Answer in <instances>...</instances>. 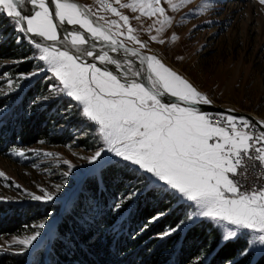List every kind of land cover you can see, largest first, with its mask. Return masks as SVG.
Wrapping results in <instances>:
<instances>
[{
	"label": "snow or ice",
	"instance_id": "snow-or-ice-1",
	"mask_svg": "<svg viewBox=\"0 0 264 264\" xmlns=\"http://www.w3.org/2000/svg\"><path fill=\"white\" fill-rule=\"evenodd\" d=\"M114 3L133 13L139 12L140 16L163 17L156 20L160 25L156 28L159 33L173 23L162 6V0H131L126 3L114 0ZM167 3L176 12L193 3V0H179V3L167 0ZM259 3L264 5V0H259ZM101 4L106 12L123 21L130 40L141 48L147 47L133 34L135 29L128 15L106 0H101ZM27 5L35 10L27 12ZM211 6L210 0H202L188 16L194 17ZM0 14L6 15L14 31L21 34L17 43L21 38L27 39L38 50L34 59L42 62L32 72L20 74V78L31 79L44 74L52 83L49 94L39 98L42 102L66 96L76 103L79 114L87 122L98 126L104 146L95 151L89 163L100 161L106 153L113 154L144 172L149 184L162 183L183 200L190 209L187 212L188 221L204 218L214 222L222 230V241L238 239L245 233L258 234L246 239L240 256L248 255V249L257 244L264 251V173L252 172L257 165L264 168V121L257 122L261 127L258 134L251 131L257 123L247 117L217 113L222 117V123H217L213 114L201 107L213 103L208 95L165 66L156 55L140 59V64L146 65L151 87L134 78H124L122 82L121 76L114 70L98 67L92 60L99 61L101 65H112L115 69L121 68V61L107 51L98 53L93 50L94 45L90 48L87 37L110 44L112 52H116L124 47L123 41L116 38L124 32L114 33L112 29L113 26L120 29L122 25L117 20L106 22L107 26L97 24L92 19L95 13L76 0H0ZM64 25L79 27L83 31H67L64 34L60 31ZM151 27L155 25L150 26V30ZM151 39L157 41V36ZM171 39L174 42L178 36L173 35ZM158 42L165 43L163 39ZM125 51L133 57L139 55L135 48H125ZM133 75L139 77L141 72L137 70ZM165 97L172 99L166 101ZM238 122L243 123V129L238 128ZM17 154L23 156L25 153L19 151ZM3 175L0 173V176ZM250 179L252 186L248 187L246 181ZM42 191L43 196L33 195L32 199H53L51 193ZM138 195L139 190L131 191L116 207L120 208ZM164 214H156L151 222ZM183 224L184 221H181L180 225L169 228L162 235L179 231ZM38 226L43 229L45 224ZM40 235V232H35L27 238L16 239L14 243L27 249Z\"/></svg>",
	"mask_w": 264,
	"mask_h": 264
},
{
	"label": "rangeland",
	"instance_id": "rangeland-1",
	"mask_svg": "<svg viewBox=\"0 0 264 264\" xmlns=\"http://www.w3.org/2000/svg\"><path fill=\"white\" fill-rule=\"evenodd\" d=\"M83 1L98 17H103L102 21L105 23L117 20L122 27L117 29L113 26V32H124V35L119 36L123 41L140 47L128 38L127 26H123V21L104 10L101 0ZM106 2L130 17V24L135 29L133 34L147 44V47L142 49L148 52L149 56L156 55L165 66L186 78L199 91L208 95L214 103L251 111L264 121V5L260 4L259 0H210L211 8L194 17L188 14L200 5L202 0H193V3L176 12L171 10L167 0H162L166 14L173 20L171 27H167L163 33L156 31V28L160 26L156 20L163 17L140 16L139 12L133 13L128 8L116 5L114 0H106ZM126 2L131 0H121V3ZM174 2L179 3V0ZM137 16L140 18L136 19ZM152 25L155 27H151L150 30ZM173 35L178 36L174 42L171 39ZM18 36V32H15L16 39ZM152 36H157V41H153ZM159 39H163L165 43H159ZM33 49L31 57L34 58L38 50L34 47ZM11 62L9 59H0V74H2L0 75V96L7 97V103L0 107V116L8 107L16 104L20 93L36 79L46 83V89L43 95L28 101L29 107L45 108L52 101L57 102L56 106L60 107L59 104L64 99L68 102L67 107L59 114L64 123L55 125L53 132L68 130L70 140L65 143H48L39 140L30 145L16 144L7 150L0 151V173L4 174L0 176V202L21 204L29 201L42 203L60 201L62 203L60 209L51 210L33 221L32 230L21 234H0V251L25 252L30 256L35 247L51 236L58 216L67 205L66 202L79 188L80 182L88 173L96 171L106 162L114 161L121 166L135 169L138 174L144 176L146 174L110 153L104 154L103 159L98 162L89 163V158L95 151L104 146L97 131L98 126L87 122L79 114L76 103L66 96L42 102L39 98L49 94V85L52 81L46 79L44 74L31 79H21L22 73H13L5 66ZM41 63L34 59V67L24 74L32 72ZM124 64L131 67L133 72L136 71L132 63ZM83 136L87 137L85 145L79 142ZM19 151L25 154L20 156L17 154ZM64 161L69 163L65 164ZM57 185L60 186L59 191H57ZM150 185L146 179H142L136 182L131 191L139 190L141 194ZM153 185H156L159 190L171 192L162 183ZM42 190L51 193L53 199L51 201L32 199L33 195L43 196ZM172 194L176 198L175 203L185 204L174 193ZM188 211L190 209L185 204V213L181 220L184 224L180 229L192 222L187 220ZM181 221L177 225H180ZM40 223L45 224L43 229L39 228ZM177 225L166 226L156 236L159 238L164 236L162 235L164 232ZM35 232H40L41 235L31 247L25 249L24 246L14 243L16 239L27 238ZM245 235L251 239L253 235L258 234L245 233ZM251 248L259 251L262 246L257 244Z\"/></svg>",
	"mask_w": 264,
	"mask_h": 264
},
{
	"label": "trees",
	"instance_id": "trees-1",
	"mask_svg": "<svg viewBox=\"0 0 264 264\" xmlns=\"http://www.w3.org/2000/svg\"><path fill=\"white\" fill-rule=\"evenodd\" d=\"M21 36L20 33H18ZM33 46L25 38L17 43L10 19L0 14V59L13 73H25L34 66ZM46 83L31 82L16 104L0 116V151L39 140L65 143L68 130L54 133L55 125L64 123L60 111L68 105L66 99L57 107L55 101L45 108H31L28 101L43 95ZM7 103L0 96V107ZM57 108V109H56ZM56 109V110H55ZM87 144V137L79 139ZM145 179L135 169L109 161L88 173L79 188L66 202L52 234L35 247L31 255L25 252L0 251V264H264V251L248 249V235L228 242L222 241V230L214 222L199 218L183 229L162 237L156 234L166 226H176L184 217L185 204L175 203V196L151 184L136 198L116 207L122 196L131 192L137 181ZM60 201L0 202V234H21L33 229L31 223L51 210L60 209ZM165 213L151 222L156 214Z\"/></svg>",
	"mask_w": 264,
	"mask_h": 264
},
{
	"label": "water",
	"instance_id": "water-1",
	"mask_svg": "<svg viewBox=\"0 0 264 264\" xmlns=\"http://www.w3.org/2000/svg\"><path fill=\"white\" fill-rule=\"evenodd\" d=\"M76 2L81 4V5L87 6L86 3L83 0H76ZM34 10L35 9L31 5H27L26 6V11L27 12L30 13V12H32ZM90 11L92 13H94L91 9H90ZM4 16H6V15H4ZM92 19H94L97 24L103 23V24H105V26H107L106 23L104 21L100 20L99 17L96 14L94 16H92ZM56 22L58 23V21H56ZM60 31L62 33H64V34H66L67 31H83V29H80L79 27H75L74 28L73 26H70V25H64V26H62L60 28ZM87 38L90 41V44H89L90 48H93V45H94L95 47H94L93 50L97 51L98 53L102 54V51H107V52H109V54L111 56H113V58L117 59L118 61H121V68L115 69L114 66H112V65H107V64L101 65L99 63V61L92 60V62L96 63L98 67L109 68L111 70H114L118 75L121 76L122 82H123L124 78H127V79H133L134 78L138 82L144 83L148 87H151L149 81L147 80V76L149 75V73L146 71V65L140 64L141 57L142 56H149L148 52H146L145 50H143L140 47H137L135 45L126 43L119 36H117L116 38L121 40V41H123L124 47L118 48V50L116 52H112L111 45L106 43V42L94 41V40H92V38L90 36H88ZM36 39L40 40L39 37H37ZM42 42L45 43V44L50 43L48 41H42ZM57 46L61 47V48L63 47V45H57ZM125 48H128V49L135 48L137 50V52L139 53V55L136 56V57H133V56H131L130 52L125 51ZM69 50L73 51V52L75 51L74 49H69ZM129 61L135 67L136 71L138 70V71L141 72V76L135 77L133 75L135 71L133 72V71L127 70V66H125L124 63L125 62H129ZM164 99L166 101H168V100H171L172 98L165 97ZM201 107H202V110L205 111V112H220V113H225V114H229V115H233V116L247 117L253 123H257V122L262 121L255 113H253L251 111L240 110V109H237V108H234L232 106L225 105V104H220V103H214L213 102L211 105H203ZM257 128H259L261 130V127H260L259 123H257Z\"/></svg>",
	"mask_w": 264,
	"mask_h": 264
},
{
	"label": "built area",
	"instance_id": "built-area-1",
	"mask_svg": "<svg viewBox=\"0 0 264 264\" xmlns=\"http://www.w3.org/2000/svg\"><path fill=\"white\" fill-rule=\"evenodd\" d=\"M208 113H212L213 114V118H214V120L217 123H222V117L216 115L217 113H220V112H208ZM225 115H229V114H225ZM237 126H238V128H241V129H243V127H244L243 123H241V122H238L237 123ZM251 131L253 133L258 134V132L260 131V129L256 127L254 129H252ZM252 172L253 173H264V168H261L259 165H257L256 168L252 169ZM246 186H248V187H251L252 186V180L251 179L248 180V181H246Z\"/></svg>",
	"mask_w": 264,
	"mask_h": 264
},
{
	"label": "flooded vegetation",
	"instance_id": "flooded-vegetation-1",
	"mask_svg": "<svg viewBox=\"0 0 264 264\" xmlns=\"http://www.w3.org/2000/svg\"><path fill=\"white\" fill-rule=\"evenodd\" d=\"M127 70L132 71V68H131V67H127ZM124 76H125V75H124Z\"/></svg>",
	"mask_w": 264,
	"mask_h": 264
}]
</instances>
